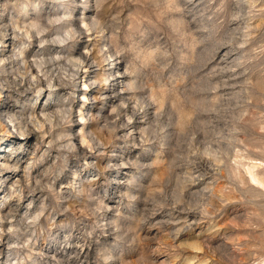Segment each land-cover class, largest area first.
I'll return each instance as SVG.
<instances>
[{
	"label": "clouds",
	"instance_id": "9594fccd",
	"mask_svg": "<svg viewBox=\"0 0 264 264\" xmlns=\"http://www.w3.org/2000/svg\"><path fill=\"white\" fill-rule=\"evenodd\" d=\"M0 264H264V0H0Z\"/></svg>",
	"mask_w": 264,
	"mask_h": 264
}]
</instances>
